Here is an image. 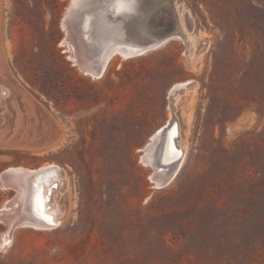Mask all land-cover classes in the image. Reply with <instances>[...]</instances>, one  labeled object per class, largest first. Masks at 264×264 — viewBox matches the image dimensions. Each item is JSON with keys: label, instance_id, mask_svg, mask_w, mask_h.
I'll use <instances>...</instances> for the list:
<instances>
[{"label": "rangeland", "instance_id": "1", "mask_svg": "<svg viewBox=\"0 0 264 264\" xmlns=\"http://www.w3.org/2000/svg\"><path fill=\"white\" fill-rule=\"evenodd\" d=\"M69 3L0 0V173H62L59 221L13 227L0 264H264V0H174L192 44L117 53L98 77L62 43ZM174 118L185 155L156 187L143 148Z\"/></svg>", "mask_w": 264, "mask_h": 264}, {"label": "bare ground", "instance_id": "2", "mask_svg": "<svg viewBox=\"0 0 264 264\" xmlns=\"http://www.w3.org/2000/svg\"><path fill=\"white\" fill-rule=\"evenodd\" d=\"M72 4H74V8L71 9L72 11H68V15L70 17L69 29L71 28L73 39L71 43L77 56V62L75 61L74 63L84 73L98 77L103 73L109 58L113 55L118 53L123 57H127V54L140 48L138 45H135V42H131L132 38L125 33V27H128L125 17H128L127 15L131 11L135 12L137 10V0H73ZM105 11L114 14L116 18L113 20ZM163 11L167 12L166 8ZM170 12L173 14L171 9ZM97 13L99 14V18L96 17ZM167 13L169 14V12ZM138 15L143 18L141 21L145 20L149 24L153 22V18L148 12L142 10V13ZM187 15L189 16L188 13ZM97 19L99 22L98 26L101 29L106 24L105 27L112 29L115 34H118V40L121 41L112 42L109 37L102 38L95 36L94 28ZM145 22H142V24H145ZM191 22L193 24L192 19ZM181 27L184 37L176 38L183 40L187 45L189 43L192 44L193 39L189 40L190 37L189 39L187 38V32L192 27L188 28L185 20ZM108 43H111L110 48L104 52L103 47ZM122 46L125 50L121 49ZM191 84V82L178 83L171 88L168 95L171 108H173L175 94L189 88ZM178 137L179 124L177 119L174 118L162 132L153 135L143 148L141 160L152 168L150 179L154 181L155 186L167 184L171 180L172 174L180 161L182 162L185 150L180 146ZM56 177L60 178V180L54 181ZM61 180V170L53 164L33 170L20 166L10 167L0 173L1 188H9L15 191L13 198L6 202V205L11 208V214L14 219L9 224L6 223L7 230L5 233L0 234V243L9 240L7 235L10 234L12 228L15 226L33 225L48 227L59 221V218L54 216L53 209H49L47 202L50 201V195L53 192H60ZM63 181L66 182V179H63ZM50 182L52 183L49 188H45ZM56 197H52V200Z\"/></svg>", "mask_w": 264, "mask_h": 264}, {"label": "water", "instance_id": "3", "mask_svg": "<svg viewBox=\"0 0 264 264\" xmlns=\"http://www.w3.org/2000/svg\"><path fill=\"white\" fill-rule=\"evenodd\" d=\"M137 1H138L137 10L135 12L131 11V13L127 15L128 17H125L127 21V26L130 25L132 27V30H130L129 27H125V33L132 38L130 41L135 42V45H138L141 49L139 48L137 50H133L131 53L127 54V57L144 54L146 52L159 48L160 46L166 44L168 41L172 39H175L176 37H180V38L184 37V32L182 30V27L180 26L176 18L177 7L178 10L182 9L180 8L181 7L180 4L174 3V0H137ZM72 2L73 0H71L70 3L68 4L64 12V15L62 16L61 19V27L64 30V37L62 39V43L65 44L67 48L70 50L69 58L72 59L73 62L75 61L77 62V56L75 54L76 52L71 43L73 40L71 34L72 33L71 28L69 29L70 17L68 15L69 13L68 11H72L71 9L74 8V4H72ZM164 8H166L169 14L163 11ZM170 9L171 10L174 9L173 14H171ZM142 10L144 12H148L152 16L153 22L151 24H149V22L146 23L145 20L141 21L143 18L138 14H141ZM108 13L109 16H112L113 20L116 18L114 14L110 12ZM96 17L97 18L99 17L98 13ZM183 18L186 21L188 28H191L192 22L190 17L187 15L186 11L183 12ZM142 22H145V24H142ZM103 29L106 30H101V33L108 35V37L112 42L121 41L118 40V34H115L112 29L108 27H104ZM95 31L96 29L94 28V33ZM110 45L111 43L105 44V46L103 47L104 52H106L107 49L110 48L109 47ZM121 49L125 50L123 46L121 47ZM42 141L43 140H39L35 142L22 141L21 143L30 144L33 146H40L42 144L41 143ZM159 169H161V167H159ZM164 185L166 184H161L156 187H162ZM6 202L1 204L0 206V221L9 224L14 219V217L11 214V208L8 205H6ZM3 245L4 244L0 243V246Z\"/></svg>", "mask_w": 264, "mask_h": 264}, {"label": "flooded vegetation", "instance_id": "4", "mask_svg": "<svg viewBox=\"0 0 264 264\" xmlns=\"http://www.w3.org/2000/svg\"><path fill=\"white\" fill-rule=\"evenodd\" d=\"M8 95L9 89L5 85L0 84V97L6 98Z\"/></svg>", "mask_w": 264, "mask_h": 264}, {"label": "crops", "instance_id": "5", "mask_svg": "<svg viewBox=\"0 0 264 264\" xmlns=\"http://www.w3.org/2000/svg\"><path fill=\"white\" fill-rule=\"evenodd\" d=\"M38 136H40V137L37 138V135H36V138H32V139H24V140H26V141H32V142H34V141H39V140H43L44 135H43L41 132H40V134H39ZM20 144H22V143H20ZM23 145H24V144H23Z\"/></svg>", "mask_w": 264, "mask_h": 264}, {"label": "clouds", "instance_id": "6", "mask_svg": "<svg viewBox=\"0 0 264 264\" xmlns=\"http://www.w3.org/2000/svg\"><path fill=\"white\" fill-rule=\"evenodd\" d=\"M133 6L135 7V5L133 4Z\"/></svg>", "mask_w": 264, "mask_h": 264}]
</instances>
